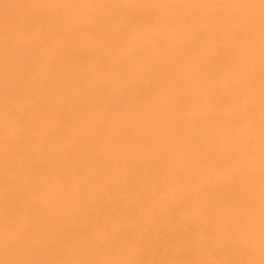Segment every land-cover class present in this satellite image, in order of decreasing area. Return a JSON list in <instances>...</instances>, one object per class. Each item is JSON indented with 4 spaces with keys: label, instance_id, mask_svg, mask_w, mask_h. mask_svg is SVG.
I'll use <instances>...</instances> for the list:
<instances>
[{
    "label": "bare ground",
    "instance_id": "bare-ground-1",
    "mask_svg": "<svg viewBox=\"0 0 264 264\" xmlns=\"http://www.w3.org/2000/svg\"><path fill=\"white\" fill-rule=\"evenodd\" d=\"M59 258L264 264L262 0H0V264Z\"/></svg>",
    "mask_w": 264,
    "mask_h": 264
},
{
    "label": "rangeland",
    "instance_id": "rangeland-1",
    "mask_svg": "<svg viewBox=\"0 0 264 264\" xmlns=\"http://www.w3.org/2000/svg\"><path fill=\"white\" fill-rule=\"evenodd\" d=\"M27 69L29 70V67H28V66L25 68V70H27ZM29 71H30V70H29ZM27 72H28V71H27ZM27 72H25V73H27ZM29 77H30V76H29ZM130 171H131L132 174H133V173H136V169H133V170L131 169ZM138 180H139V179H138ZM175 208H178V206H175ZM181 241H182V239H181ZM39 248H41V250L43 249L42 247H39ZM36 249L39 250L38 247H37ZM36 249H35V252H34L33 249H32V250L30 251V255L33 254V252H34V254H33L34 256L37 257V256L41 255V257H42V256H43L42 254L45 252V250H44V251L42 250L43 252H39V251H40V250H39V251H37L38 254H35V253H36ZM57 252H58V251H57ZM65 254H66L65 257H68V253H65ZM62 255H63V254H62ZM41 257L39 256V257H38L39 259H38V258H37V259H38V260H41V259L43 258V257H42V258H41ZM69 257H71L70 254H69ZM40 258H41V259H40ZM59 260H60V258H59ZM59 260H58V263L56 262L55 264H61L62 261H61V260L59 261ZM41 261H42V260H41ZM43 261H44V260H43ZM133 261L135 262L136 259L133 260ZM133 261H131L132 264L138 263V261L135 262V263H134ZM59 262H61V263H59ZM120 264H123V261H122V263H120Z\"/></svg>",
    "mask_w": 264,
    "mask_h": 264
},
{
    "label": "snow or ice",
    "instance_id": "snow-or-ice-1",
    "mask_svg": "<svg viewBox=\"0 0 264 264\" xmlns=\"http://www.w3.org/2000/svg\"><path fill=\"white\" fill-rule=\"evenodd\" d=\"M262 3H264V0H262Z\"/></svg>",
    "mask_w": 264,
    "mask_h": 264
}]
</instances>
